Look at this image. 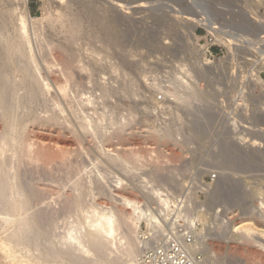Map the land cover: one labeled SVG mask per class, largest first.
Returning <instances> with one entry per match:
<instances>
[{
    "label": "rangeland",
    "instance_id": "1",
    "mask_svg": "<svg viewBox=\"0 0 264 264\" xmlns=\"http://www.w3.org/2000/svg\"><path fill=\"white\" fill-rule=\"evenodd\" d=\"M189 1H27V9L34 19V23L27 26L28 43L31 42L27 47L32 50L30 52H34L35 56L32 54L36 61L38 59L36 63L39 73H42L41 79L45 87L47 84L48 86L43 87L42 92L37 91L36 96L32 93L34 97L31 96L30 99H34L31 101L29 99L31 89L27 87L28 92L25 87H19L23 84L27 85L26 82H22L23 76L20 77V72H17L18 70L15 72L14 66L8 65L9 62L6 63L1 58L3 65L4 62L6 63L5 66L0 67L1 70L6 66L7 68L3 69V74L0 70V78L3 83H6V85L3 84L6 95L12 96L14 99L12 101L18 109L15 108L16 112L14 111V104L10 102L11 97L8 96L6 97L9 98L10 104L7 105L8 99H6V105L7 107L12 105L15 112L13 116L17 113L16 117H20V122L31 120L33 117L34 120L48 118L49 115H54L57 117L56 120L58 119L46 128L45 125L30 124V120L26 122L28 128L25 123L23 125L33 138L39 135L52 141H57L56 138L64 141L65 149L67 148L65 159L68 160L65 162L71 166L64 163L66 171L60 168L64 167L61 163H57L61 154L58 147L52 145L53 150L48 156L55 160L51 162L53 166L47 165L48 168L52 166L50 170L46 171L45 167L44 169L37 163V165L35 163V165L30 163H28L30 166L25 165V161L20 164L19 169L24 183L35 184L37 179V186H49V189H54L49 197V202H53L52 207L55 205L54 201L58 199L56 190L58 194L60 191L65 194L64 196L61 193L62 198L66 195L70 196L71 191L72 195L74 191L75 193L79 191L80 194L82 193L84 205H95L97 210L100 208L99 205L105 209H112L118 203L120 205L122 203L120 196L134 197L141 203L145 201L155 206L157 203L150 200L148 202L144 198L145 192L151 187H156L163 192L165 191L163 189H169L173 195H177L183 192L184 184L188 183L192 187L190 194H193V199L196 202L201 200L207 204V210L202 215L204 222L214 219L217 208H223L232 213L238 222L245 217L252 216V222L264 226V211L261 212L260 206L264 200V62L261 61L263 53L258 52H264V48L262 50L255 48L254 43L249 40L255 39V33L246 32L247 42L253 44V47L247 46L245 64L237 66L228 60V63L219 68L211 64L205 65L204 62L207 61L203 60L199 54L203 41L201 39L197 41L198 37L194 40L186 35V25L190 22L186 21V24L185 19H181L182 17L173 10L186 9L185 5L188 4L191 6L190 12L193 15L197 14L211 19L196 6L198 4L205 6L207 13L209 12L208 6L215 4L217 0ZM229 1L237 2V0ZM22 2L23 0H0V23L4 19L7 22L3 21L6 23L5 27L0 25L1 46L2 38H4L2 36L12 33L17 24L19 26L20 18L17 17H21L20 15L24 12ZM191 2L192 5L189 4ZM225 7L221 4L219 9L224 10ZM10 13L13 19L10 18ZM240 13L243 12L240 11ZM193 15L192 17L195 18L196 16ZM229 15V21L236 20L235 18L240 16L235 12ZM245 16V28L248 29L251 23L247 15ZM225 35L233 37L231 45L238 41L234 34ZM198 36L201 37L202 34ZM56 45L63 46L66 55L73 61L76 60L75 62L79 64L76 63L77 67L81 66L71 68L72 80L70 79L68 92L64 96L57 89L58 84L55 83L64 78L60 74L62 79L58 76L59 67L56 68V63L52 64L54 63L52 53L55 52L50 50ZM49 54L53 58L50 56L47 58ZM46 59H49L50 67H47ZM1 62L0 66H2ZM197 65L200 67L198 68ZM8 66L9 69L12 68L8 70ZM183 66H188L186 68L190 71L193 70V73L190 72V77L185 76L183 70L186 68ZM198 69L200 70L197 71ZM55 70H58V73ZM10 72L17 74L14 76ZM253 72L261 74L262 83L258 84L253 79ZM9 75L12 76L9 77ZM16 76L19 79H17L18 84L14 82L10 85L9 83L13 82L14 78L16 81ZM167 90L174 92L179 99L165 95ZM160 91L164 92L165 97L173 99V105L165 112H153L151 107L153 96ZM27 99L30 100L29 103H26ZM11 111L9 110L10 114ZM34 120H32L33 123ZM19 121H17L18 124ZM152 132L158 134V140H154L155 134ZM241 137L247 138L248 142L250 139H256L261 142V147L254 148L255 150L247 147L246 150L244 146L247 143H241L239 140ZM129 147L139 152L141 158L137 160L138 162L129 161L127 163L125 161V163L119 159L123 151ZM55 163L60 164V167ZM212 170L219 172V180L214 184V190L209 194V199L200 198L201 182ZM80 177L82 178L80 182L84 183H80L83 185L80 187L83 188L76 192L72 184L74 185ZM54 184L56 186L58 184V189ZM54 193H56L55 196ZM147 203L141 205L143 210L148 205ZM57 206H55L56 209H58ZM68 215V221H66V216H60L59 220H55L54 226L48 228L45 224L46 227L43 226V228H47L49 232L54 231L52 235L56 233L63 235L64 229L69 228L71 220H75L76 223L74 219L76 215L72 214L74 218H69ZM85 215L88 214L84 213L76 217L79 222H83L84 220H81L86 217ZM218 216L221 217V215ZM75 223L71 222V225L75 226ZM140 224L142 228L145 227L143 220ZM1 233L0 245L1 241H4V234ZM233 242H235L234 246H213L209 260L214 257V259L223 260V264H264V252L257 244L242 243L238 237ZM262 242L264 245V238ZM262 249L264 251V248ZM4 259L0 253V264L20 263ZM119 259L125 261L123 256Z\"/></svg>",
    "mask_w": 264,
    "mask_h": 264
},
{
    "label": "bare ground",
    "instance_id": "2",
    "mask_svg": "<svg viewBox=\"0 0 264 264\" xmlns=\"http://www.w3.org/2000/svg\"><path fill=\"white\" fill-rule=\"evenodd\" d=\"M187 1H189V0H187ZM22 3H23L24 12L23 13L21 12L23 16L20 15L21 17H17V18H20L19 22H18L19 26H17L18 25L17 24L12 33H6L7 35L2 36L4 38L1 37L3 39V41H2V46L0 45L2 47V51H0L1 52L0 58L2 60H4L6 63L9 62L8 65H10V64L13 65L14 69H15L14 71L16 72L18 70L17 72H20L21 76H20V74H18L20 77L23 76L22 82H26L27 85L24 86V84H23V86H19V87H25L26 89H27V87H29L31 89L30 97H29V94L27 93V95L30 99L32 96V93L35 94L37 91L42 92L43 87L46 88L48 86V84H47L46 80H45V82H46L45 84H47V86L45 87V85L43 84L44 81H42L43 79H41L42 73L41 74L39 73V67L36 63V62H38V59L36 61V59L33 57L34 52H30L31 49L29 47H27L28 44L31 43V42L28 43V37H29L28 36L29 33L27 32L28 27H29L28 24H31V23L33 24L34 19L31 17V15L29 14V11L27 9V0H23ZM189 4L192 5V2ZM186 5H188V4H186ZM186 5H185L186 9H178L177 8L176 10H173L175 13L180 15V17H182L181 19H185L186 24H187L186 21L190 22V23H188V25H186L187 31L185 29H183V30H185L186 35H188L191 39H194L193 38L194 30L198 26L202 27L208 31L212 30V24L210 22V20L212 18L205 11H203V12L206 14V16H209L211 19H208V18L203 17V16H199L197 14L193 15L192 12H190L191 6H189V5L186 6ZM11 13H10V15H11L10 18L13 19L12 18L13 15ZM231 13H234V11L233 12L231 11ZM243 13H245V15H247L250 23H255L256 21L259 22L258 18H256L254 16V13L245 12V11H243ZM6 14L8 15V13H6ZM238 14H242V13L238 12ZM192 15L196 16V17L194 18V17H192ZM3 21H5V19L2 20V22H1L2 24L0 23V25H2L1 27H3V26L5 27V24L7 23L6 21H5L6 23H4ZM227 34H229V33H227ZM223 35H224V37H223L224 41L227 42L229 45H231L230 43L233 42L231 40L233 37H231V36L229 37L228 35H225V34H223ZM195 39L197 40V38H195ZM29 41H30V39H29ZM56 46L52 47L50 50L51 52H53V51L55 52V53H52V56L54 57V63H52V64L56 63V65H55V66H57L56 68L59 67V69H58L59 73L57 72L58 70L57 71L55 70V71L58 73V76L60 74L64 78L63 79L64 82L62 83L63 80L60 81V79L58 81L57 80L58 76H57V77H55L56 78L55 80L58 82H55V83H57L58 85L57 84H55V85H57V87H58L57 89L64 96L68 92V85H69L70 79L72 80V78H71L72 72L70 73L71 68L77 67L76 66L77 62H75L76 60L73 61L72 59H70L71 57H68L66 55L67 53H66L65 49L63 50V48H64L63 46H62L63 48L59 47L60 45L57 47ZM1 47H0V49H1ZM50 51H49V53H50ZM34 56H35V54H34ZM49 56L52 57L49 54L47 56V58ZM72 58H74V57H72ZM2 60H0V62ZM42 60H44V59H42ZM5 62H4V65L1 62V65H2V66H0L1 68L3 66H5V64H6ZM44 62H42V63H44ZM50 62H51V59H50ZM204 63L207 64V62H204ZM46 64H47V67H50L49 64H51V63H49V59H46ZM77 65H79V64L77 63ZM47 67H46V69H47ZM78 67H81V66H78ZM183 67H185V66H183ZM186 67L188 68V66H186ZM199 67L200 66H198V68ZM1 68H0V70H1ZM4 68H7V66ZM11 68L12 67H10V69ZM187 68L184 70L182 69V70L185 72L184 73V74H186L185 76L190 77L189 76V75H191L190 72H192L193 70L190 71ZM3 69L1 70V73L3 72ZM10 69L8 66V70H10ZM80 69H82V68H80ZM200 69H198L197 71H199ZM13 72H10V73L12 74ZM53 72L54 71H52V73ZM7 73H8V71H7ZM14 73H13V75H14ZM10 76H12V75H9V77ZM61 76H59V77L61 78ZM252 77L258 84L263 82L261 77H259L258 73H254L252 75ZM176 78H177V76H176ZM5 79H7V77ZM14 79H13V82L11 81V83H9L10 85L14 84V82L16 83L18 77L16 78V81H14ZM177 79H175V80L177 81ZM181 80H183V79H181ZM3 84L6 85V83H3V81L0 78V233L2 232L1 234H4L3 235L4 241H1L2 243L0 245L1 256H4V258H5L4 260H9V261L13 260L14 262L19 261L20 262V263L18 262L19 264H136L137 253H138L137 247H136V236H137V230L140 227L139 224L143 220V223L145 224L146 228H149L153 225L154 222L159 223L161 221L159 219L160 217H166L169 214V212L171 211L172 203H171V199L169 198L168 194L165 191L163 192L162 190L157 189L156 187H154V188L151 187L152 185H150L151 184L150 183L148 185L151 188L149 191H147L148 189L146 190L147 192H145L144 198L146 201H148V202H149V200L151 202L154 201L153 203H157L158 205L155 204V206H152V205H149L147 202L144 201V203H142V204L147 203L148 205H146L145 210H143L144 208L143 207H142L143 209L141 208V205H142L141 202L136 200L134 197L132 198L129 196L128 197H121L120 196V198H121L120 200L122 201V203L120 205L118 203L117 206H113L114 209L113 208L112 209H109V208L105 209V208L101 207L100 205L99 206L97 205L98 207L102 208V209L99 208L97 210L95 205H93V206L92 205L86 206L87 204L84 205L85 202L83 200L82 193L80 194V192L78 191L80 188H83V187H80L82 185L80 183H83V181L80 182V179H82L80 177L79 179L76 180L77 181L76 183L74 182V185L72 184V187L74 186V188H75V189L74 188L73 189L76 190V192L78 191V193H75V191H74V195H72V191L70 190L71 191V193H69L70 196L68 195L69 196L68 197L66 195V197H64L65 194H63L61 191L58 194V190H56V192H57L56 197H58V199L55 200L56 202L53 199L55 205H54V207H52L53 202L52 203H51V201L49 202V200H50L49 197H51L52 193L54 192V189L53 190H51V188L49 189V186H46L48 188H46L45 186L44 187L37 186L38 185V184H36L38 182L37 179H36L35 184H32V182H28V184L24 183L23 175L21 177V173L19 170L20 166H21L20 164L23 161H25V163H24L25 165H27L28 163H30V164H34V163L36 164L37 163L38 165L40 164L42 166V168L45 167L46 171H47V169L50 170L53 166V164L51 163L53 159H50L49 152L51 150H53L52 148L54 146H52V145H56L58 147L60 154H61V158L59 160L60 162L58 161L57 163H61L62 166L64 165V163L65 164L67 163L66 165H68L69 163L65 162V161H68L67 159H65V157H66L65 155H67V152H66L67 148L65 149L66 144L64 141L59 140L58 138H56L57 141H52L51 139L45 138L44 136L38 135V136L33 138L31 136L32 134L31 135L28 134L29 131L27 132V128H28V124H27L28 122L27 121H29L30 119H28L27 121H23V119L21 118L23 122H20L21 121V120L19 121L20 117L19 118L16 117V116H18L17 113H16V116H13V115H15V112H16L15 108H17V106L14 103V101H12V100H14L12 98V96H8L9 94L6 95L7 92H6L5 86ZM16 84H18V82ZM185 84H186V82H185ZM58 90L56 92H58ZM28 92H29V90H28ZM11 94H13V93H11ZM165 95H169V97H172L174 99H176V98L179 99V97L174 95V92L172 93V91L171 92H168V90L165 91ZM6 96L12 98V99L10 98V100H11L10 102L12 104H14V111L15 112L13 111L12 105H10V107H7V105L9 106L10 103H9V98H7ZM34 96H36V94ZM34 96H32V97H34ZM16 98L18 99V97H16ZM6 99H8L7 100L8 104L6 103ZM29 99L26 100V101H28L26 103H29L30 100L33 101L34 98H32L30 100ZM43 99H45V98H43ZM43 104H45V103H43ZM61 107H60V109H61ZM8 109L12 110L11 114H10ZM57 111H58V109H57ZM54 112H56V111H54ZM48 115H49V113H48ZM15 117H16V119H15ZM56 118L57 117H54V115L53 116L49 115L48 118L46 117L43 119L39 118V119L34 120V117H33L29 122H30V124H33V125H41V126L45 125V128H46V126H48L49 124L52 125V123L57 122L58 119L56 120ZM32 120H34V123ZM17 121H19V124ZM24 123L26 124L25 126H27V128L23 125ZM61 126H62V124H61ZM62 133H64V132H62ZM152 133H154V132H152ZM45 135H48V134H45ZM63 136H65V135H63ZM153 137H154V140H156V139L158 140V134L157 135L155 134ZM239 140L241 143L242 142L247 143L246 146H244V147H246V150L249 147L253 148V150H255L254 148L258 149V147H261V142H258L256 139H252V140L250 139V141L248 142L247 138L241 137ZM242 146H243V144H242ZM242 149H244V148H242ZM58 156H59V154H58ZM116 156H118V154ZM154 157H155V155H154ZM140 158H141V156L139 155V152L136 151L133 147H129L126 150H124L121 157H119V159H122V161H124V162L126 161L127 163L129 161H132V162H136L137 160L139 161ZM116 159H118V158H116ZM119 159H118V161H119ZM113 160H115V159L113 158ZM133 160H135V161H133ZM57 163H55V164L58 165ZM151 163H154V162H151ZM49 164L52 165L51 168H48L47 165H49ZM136 165H135V167H136ZM70 166H66V167L68 168ZM130 166H132V165H130ZM60 168L64 169V171H66L65 165H64V167H60ZM72 168H74V167L72 166ZM40 170H41V168H40ZM23 174H24V172H23ZM29 174H31V173H29ZM49 175H48V177H49ZM66 175H68V173ZM83 178H85V177H83ZM74 179H76V178H74ZM38 180L40 181V179H38ZM65 180H66V178H65ZM26 181H27V179H26ZM67 181H69V180H67ZM51 182H52V180H51ZM39 184H40V182H39ZM41 185H42V182H41ZM49 185H51V184H49ZM57 186H58V184H57ZM69 187H71V186H69ZM235 187H237V186H235ZM159 188H162V187H159ZM56 189H58V187ZM70 189H72V188H70ZM179 189H181V188L179 187ZM241 191H243V190H241ZM67 192H65V193L67 194ZM143 192H144V190H143ZM61 193L64 195L63 198H62ZM55 194L56 193H54L53 195L55 196ZM75 194H77V195H75ZM83 194H85V193H83ZM85 196H86V194H85ZM56 197H55V199H56ZM262 201L263 202L260 203V206L262 209L261 212L263 213V211H264V200H262ZM55 206H57L58 209H56ZM73 213L77 217L81 214L84 215V213L88 214V215H85L86 217L83 216V218L85 217L84 219L81 220V221L84 220L83 222H79V220L77 219L76 216L74 218V216L72 215ZM67 215L70 216L69 218L73 217L74 219H76V223L74 222L75 220L72 221L71 219H69V220H71V222L75 223L74 224L75 226H72L71 222H70L69 228L64 229L65 232L63 235H60V234L58 235L57 233H56L57 235L56 234L52 235V233L54 231L49 232V230L47 228L46 229L43 228V226H45V224L48 226V228L50 226H54L55 220H57L60 216H62V217L66 216L67 219L66 218L65 219H66V221H68ZM251 220H252V216L251 217H245V218L241 219L239 222L237 221L236 223L233 224V230L235 232H238V240H242V243L254 244V245L257 244L262 249V248H264V245L262 242L263 238H264V226L262 224L261 225L256 224L255 222H252ZM68 223L69 222H67V224ZM67 227H68V225H67ZM52 229H54V227H52ZM50 233H51V235H50ZM16 254H18V255H16ZM212 255H213V252H212ZM120 256H123L125 258L124 262L121 261V259H119ZM213 259H214V257H213ZM213 259L209 260L211 262V264H223V262H222L223 260L221 261V259H218V258H215L214 260Z\"/></svg>",
    "mask_w": 264,
    "mask_h": 264
},
{
    "label": "built area",
    "instance_id": "3",
    "mask_svg": "<svg viewBox=\"0 0 264 264\" xmlns=\"http://www.w3.org/2000/svg\"><path fill=\"white\" fill-rule=\"evenodd\" d=\"M221 4L226 6L225 10L219 9ZM196 7L200 11L206 9L201 4ZM208 8L207 14L212 18V30L198 26L193 36L194 39L199 38L197 41H203L199 54L207 64L218 68L229 61L237 66L245 64L247 46L253 47V44L247 42L246 32L255 33V39H249L255 48H264V0H217ZM230 11L252 12L259 22L251 23V27L247 29L244 23L246 16L242 13L236 20L229 21ZM227 33L234 34L238 41L229 45L223 39V34ZM258 52L263 53L261 61L264 62V52ZM258 75L261 77L260 73ZM172 105L173 99L165 97L164 92L160 91L153 96L151 107L153 112H165ZM218 180V171L208 172L205 180L201 182L199 197L209 199L208 196ZM164 190L171 199V211L166 217H160L159 223L154 222L149 228H142L140 224L136 236V264H211L208 257L213 246L235 245L233 240L238 237V232L233 230V224L238 220H235L232 213L217 208L214 219L204 222L202 215L207 210V204L193 199V194H190L192 187L188 183L184 184L183 192L177 195ZM261 251L264 252L263 249Z\"/></svg>",
    "mask_w": 264,
    "mask_h": 264
}]
</instances>
